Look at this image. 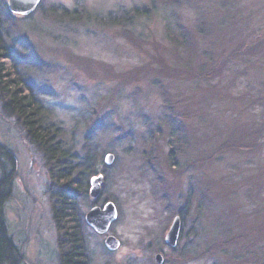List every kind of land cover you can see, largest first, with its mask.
Masks as SVG:
<instances>
[{"label":"rangeland","instance_id":"374dc122","mask_svg":"<svg viewBox=\"0 0 264 264\" xmlns=\"http://www.w3.org/2000/svg\"><path fill=\"white\" fill-rule=\"evenodd\" d=\"M15 18L13 52L64 144L95 168L86 191L65 187L89 264H264V0H41ZM0 146L16 161L5 215L20 258L61 264V183L1 105ZM108 201L118 217L99 233L85 215Z\"/></svg>","mask_w":264,"mask_h":264},{"label":"trees","instance_id":"16d2710c","mask_svg":"<svg viewBox=\"0 0 264 264\" xmlns=\"http://www.w3.org/2000/svg\"><path fill=\"white\" fill-rule=\"evenodd\" d=\"M61 14L60 19L77 18L74 13L69 14L63 11ZM15 23L16 18L9 11L7 0H0V105L2 112L7 116L15 117L25 128L31 140L35 141L38 148L43 151L54 184L61 183L58 184L60 189L53 194V198L60 207V212L55 210L54 216L61 233L59 239L61 264H89L85 240L81 235L86 228L84 215L79 212L78 199L69 190L82 187L76 184L78 180L85 182L82 188L86 191L89 184L88 178L95 173V168L90 159L81 162L77 154L73 152L72 146L64 144L63 138L59 135L60 128L46 113L47 110L40 98L41 94L31 78L30 67L23 65L20 56L12 50L14 38L11 28L15 26ZM15 173V157L7 148L0 146V264H26L20 258V252L8 232L5 215V206L12 195ZM84 174H87L86 178H83ZM65 180H71V183H66Z\"/></svg>","mask_w":264,"mask_h":264},{"label":"water","instance_id":"95a60500","mask_svg":"<svg viewBox=\"0 0 264 264\" xmlns=\"http://www.w3.org/2000/svg\"><path fill=\"white\" fill-rule=\"evenodd\" d=\"M9 9L17 14L28 15L32 11L35 10L36 6L40 2V0H8ZM114 159L112 154H107L105 156V162L111 163ZM104 181L103 174H99L91 178V196L96 198L100 191L101 186ZM118 217V210L116 205L112 201H108L101 206H93L85 215V220L88 225L93 227L99 233H106L108 232L112 223ZM180 231V220L178 217L174 220V223L171 226V229L166 237V242L175 246ZM106 247L113 251L118 248L120 245V241L113 235H109L105 240ZM156 261L160 264L162 263L161 255L156 256Z\"/></svg>","mask_w":264,"mask_h":264},{"label":"bare ground","instance_id":"6f19581e","mask_svg":"<svg viewBox=\"0 0 264 264\" xmlns=\"http://www.w3.org/2000/svg\"><path fill=\"white\" fill-rule=\"evenodd\" d=\"M8 1V0H7ZM40 2H41V0H40ZM40 2L38 3V5L40 4ZM7 4H8V2H7ZM38 5L36 6V8L38 7ZM8 8H9V6H8ZM35 8V9H36ZM9 11L15 16V15H20L21 17H27L26 15H22V14H17V13H14V12H12L10 9H9Z\"/></svg>","mask_w":264,"mask_h":264}]
</instances>
